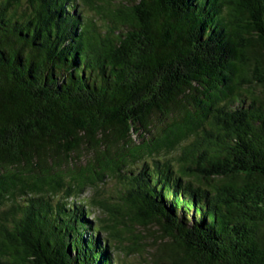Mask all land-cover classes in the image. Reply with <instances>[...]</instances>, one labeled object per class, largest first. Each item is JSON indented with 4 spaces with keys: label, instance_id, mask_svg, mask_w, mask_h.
Instances as JSON below:
<instances>
[{
    "label": "trees",
    "instance_id": "1",
    "mask_svg": "<svg viewBox=\"0 0 264 264\" xmlns=\"http://www.w3.org/2000/svg\"><path fill=\"white\" fill-rule=\"evenodd\" d=\"M126 241L264 264V0H0V264Z\"/></svg>",
    "mask_w": 264,
    "mask_h": 264
},
{
    "label": "rangeland",
    "instance_id": "2",
    "mask_svg": "<svg viewBox=\"0 0 264 264\" xmlns=\"http://www.w3.org/2000/svg\"><path fill=\"white\" fill-rule=\"evenodd\" d=\"M98 1H100V0H96V2H98ZM127 1H129V0H117V2H120V3L127 2ZM140 142L141 141L138 140L137 144H140ZM116 184H117L116 182H108L107 186L105 188V193H106L105 196L110 199V202L112 205H115L118 202V198H117L118 194L116 191V188L118 185H116ZM94 194H95V190L87 189L86 192L81 197L83 199L82 202L91 200L93 198ZM93 215L95 216V219L107 217V216H104L103 214H101L100 211L97 209L94 210ZM94 225H96V223ZM129 234L142 236L144 238V240L142 242L145 244V243H149V242H154L156 240H160L163 233L158 226L151 225L148 228H143V227L135 224L133 226V232L129 233ZM127 236H129V235H127ZM159 243L160 242L158 241V244ZM130 246H131L130 241H126V243H124V245H122V250L115 251L117 258H119V259L121 258V261L126 263V264H153L154 259H155V257H154L155 252L153 251V249H151L150 247H148V249H147V247L144 246L141 249V251H138V252L136 251V252H133L131 254H128L127 248H129Z\"/></svg>",
    "mask_w": 264,
    "mask_h": 264
}]
</instances>
